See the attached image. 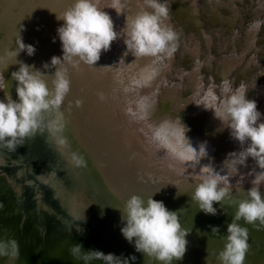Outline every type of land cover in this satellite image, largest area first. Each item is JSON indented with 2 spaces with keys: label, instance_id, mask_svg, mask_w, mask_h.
Wrapping results in <instances>:
<instances>
[{
  "label": "bare ground",
  "instance_id": "obj_1",
  "mask_svg": "<svg viewBox=\"0 0 264 264\" xmlns=\"http://www.w3.org/2000/svg\"><path fill=\"white\" fill-rule=\"evenodd\" d=\"M5 1L0 0V6ZM35 1H23L20 8L23 7L24 10L20 11L21 13L17 12L16 16L19 20L23 18L26 25L20 32H18L19 30L13 31L14 37L9 34L12 42L6 41L4 46H0V57H3V60H0V73H2L5 82L9 84L7 90L14 100L17 99L15 93L16 82L11 80V73L18 70L19 65L15 64V57L9 56V52L17 47L18 33L22 37L23 43L33 45L36 50L42 48L39 45L46 44V42L36 43L45 38L46 35H44V25L41 26V24L34 22L41 16L30 13L32 8H36L34 7ZM245 1L211 0L210 2L215 18L221 23L227 22L231 24L230 29L227 31V37L223 38V43H220L217 48V52L221 54L219 56L222 57V60H219V67L221 66L223 71L219 80L221 83L223 80L232 82L230 75L228 76L231 69L240 68L244 64L249 65V68H251L258 64V52L262 42L264 43V23L261 24L258 32L251 25L254 21H264V0H257L255 8H253L254 0H250L253 2L252 6L246 9L243 5ZM56 2H58L59 7L51 17L49 24L51 28L56 26L55 20H52L56 17H61L65 11L73 6L75 0H57ZM161 2H164V0H161ZM124 3V13L117 15L115 10L108 8L111 0H98V6L112 19L114 30L119 34L118 38L111 43L108 51L101 52L100 59L95 65L85 66L81 62L82 68H87L89 73L84 69L82 76H78V78H71V65L67 62L58 65L57 68L67 69V76L70 81L69 92L66 94L59 109L43 113L37 133L34 136L25 138L22 142H18L20 144L16 146L14 151H10L6 145L0 144V202L6 205L3 208V212L8 207H14L17 209V212H15L18 213L17 217H22L26 220L24 224L29 223L30 225L34 223L37 228H42L44 237L41 240L44 245L52 244L56 238V241L58 240L59 244L63 245L64 250L67 251L75 244L83 245L84 243L95 241L93 245L97 247L96 250L105 252L106 249H110L111 253L122 258L133 256L137 252H135L133 244L128 243L120 232L123 223L118 210L120 208L117 204L119 200L111 196L112 194L119 195L117 188L111 181L110 170H107L99 160L100 147L98 145L93 146L92 150L89 149L87 154L84 151L80 136L90 132L86 131L84 125L75 127L73 122V115L77 116V114L72 109H76L77 113H80L78 119L83 118V115L86 117L88 114L91 115L89 109H83L82 107V105L90 107L89 104L92 102L89 98L91 84L87 80L89 79L87 78L88 76L92 78L94 87L99 85V89H95L94 95L98 97L106 94L108 99L106 103H109L113 108L115 104L119 103V111H122L121 106H124L127 102L128 105L134 106L133 110H135L137 101L142 97H146L151 104L148 119L144 121L147 129H149V124L158 125L164 120L173 122L179 120L176 115L172 118L168 111H176V113L184 111L183 113L187 115L185 118L189 121L190 129L186 135L190 138L193 146L206 142L208 156L196 166L199 169L203 165L211 163L217 171H221L222 167L227 170L226 165H222L227 154L238 152L247 146V144L242 146L231 138L229 129L223 122L214 117L211 110H205L203 106L195 105L200 98L198 93L206 91L213 84L216 86L215 91L217 94H221V83L218 84L215 77H209L210 80H208L207 87L203 84L202 67L207 70L212 68L211 71H213L214 62L218 59V55L213 52L212 47L214 33H209L204 28L197 0H168L170 10L175 6L179 17L185 16V18L180 20L181 23H184L187 18H193L199 33H197V36L194 34L196 46L193 47L190 43L185 48L186 54H188L187 59L193 60L192 63L194 65L190 70L188 68H179L175 72L177 78L182 79L189 87L188 93L191 90L192 94L184 101L181 100L175 92V90H179L181 83L174 82L172 84L174 90L164 95L165 99L164 103H161L163 107H160V111H158L157 94L160 92L159 87L167 88L169 86L164 72L172 68L169 64L164 65V60L170 61L172 56L170 58L165 57L162 61H157L153 57H135L130 52L124 55L126 52V46L123 42L124 28H126L131 17H134L145 8L143 0H124ZM148 10L151 11V9ZM224 10H228L232 16H226ZM240 11L251 17L245 36V46L239 52L235 47L237 41H242V34L234 29L232 22L235 16L238 17L240 15ZM27 15H29V22H25ZM165 23L172 29L175 27L170 17ZM50 27L48 26L46 30ZM57 29L56 26V31ZM33 31H40L41 34L35 35ZM217 34L220 38V33L215 31V35ZM200 38H202V41ZM53 43L57 45L58 41L57 43L51 41L50 46ZM203 43L205 44L204 51L202 49ZM55 45L49 47V51L52 49L55 55H51L46 60H38L37 56L34 58L33 56L38 54L36 50L32 56L21 52L16 58L26 64L34 65L36 69L46 74L43 79L50 89L53 87L52 81L55 67L45 69L43 64L50 63L53 56H62L60 43L57 47ZM225 62L230 65L227 64L225 66L223 64ZM6 65L9 66L6 68ZM227 67L230 68L227 69ZM262 73V69H260L257 75H261L260 77L263 78L264 74ZM84 77L87 84L83 86L80 83H82L81 78ZM240 83L242 82L239 81ZM246 83L243 80L242 84L246 88L253 84L251 87L258 88L253 100L257 104V109H264V82L262 81L259 85L254 82L250 85ZM4 95V91H0V100L4 99ZM122 96L128 100L126 102L119 100ZM95 102H93L90 109L95 108ZM172 106H176L178 109H171ZM95 112L97 111L95 110ZM68 113H73V115ZM113 113L114 111L106 114L111 117ZM56 114L59 118H57ZM188 116L189 119L187 118ZM128 117L125 118L129 119ZM87 118L91 119L92 117ZM58 120L60 121L58 122ZM61 122L67 128L63 137L60 136L57 125ZM181 122L183 123V121ZM192 126L195 128H190ZM67 138L71 142L68 145H66ZM59 139H63L65 144L59 145L57 143ZM72 156L82 157L85 162L84 165H75L72 162ZM256 171H260V169L257 168L253 160L248 159L246 166L240 167L237 175H250L249 173L254 175ZM223 174H225L224 171H221V175ZM40 178H44V183L40 181ZM64 187L66 189H63ZM73 197H76L74 206L69 202ZM78 204L79 206H77ZM68 209H71V212ZM81 238L84 240H80ZM36 242H38L37 239ZM105 245L109 246L105 249ZM130 263H135V261H130Z\"/></svg>",
  "mask_w": 264,
  "mask_h": 264
},
{
  "label": "clouds",
  "instance_id": "obj_2",
  "mask_svg": "<svg viewBox=\"0 0 264 264\" xmlns=\"http://www.w3.org/2000/svg\"><path fill=\"white\" fill-rule=\"evenodd\" d=\"M143 3L145 8L131 17L124 28V55L130 52L135 57H153L157 61L170 58L177 40V33L165 23L169 19L170 4L168 0H143ZM108 8L120 15L124 13V0H111ZM57 19L63 21L57 29L62 56H53L50 63L43 64L45 69L55 67L51 89L43 79L46 74L34 65L16 59L21 52L32 56L36 50L33 45L23 43L19 33L17 47L9 52V56L15 57V64L19 65L18 70L11 73V80L16 82V100L7 90L9 84L0 73V91L5 93L4 99L0 100V144L6 145L10 151L15 150L20 144L18 142L34 136L40 128L42 114L58 110L69 92L67 69L57 66L65 62L74 66L80 62L93 66L100 59L101 52L108 51L119 36L110 16L98 6V0H75L73 6ZM262 23L264 21H254L251 27L258 32ZM215 88L213 84L206 91L198 93L200 98L195 105L211 110L214 117L229 129L230 137L240 145L247 146L227 154L222 162L227 169L222 167L223 175L211 163L203 165L200 183L193 192L192 200L198 203L199 209L205 214L216 215L213 204L231 195L230 178L238 174L240 167L246 166L249 158L255 162L260 171L254 173L252 187L246 191L247 198L238 202L234 217L227 225V235L222 237L225 241L223 250L217 257L220 264H244L249 247L248 230L238 222L243 220L253 225L258 222L260 227H264V197L260 192V186L264 185V122L258 123L261 113L257 110L256 102L247 98L244 84L234 89L231 81L223 80L219 95ZM150 108L148 99L142 97L137 101L135 110L129 109V113L136 121H147ZM148 128L150 134L146 135L149 142L158 149L166 150L181 164L196 167L208 156L206 142L194 147L186 135L190 129L180 118L175 122L164 120L158 125L149 124ZM57 143L64 145L65 141L59 139ZM71 159L77 166L85 163L82 157L72 156ZM118 210L123 223L120 232L128 243L133 244L136 252L161 264H172L174 260L183 258L188 231L179 222L177 212L169 211L162 201L150 197L145 203L135 195ZM212 231L218 233L219 229L213 227ZM70 254L85 264L94 260L102 261L103 264H129V261H135V256L122 258L98 250L84 251L82 244H75ZM0 256L18 258V242L14 239L0 240Z\"/></svg>",
  "mask_w": 264,
  "mask_h": 264
},
{
  "label": "water",
  "instance_id": "obj_3",
  "mask_svg": "<svg viewBox=\"0 0 264 264\" xmlns=\"http://www.w3.org/2000/svg\"><path fill=\"white\" fill-rule=\"evenodd\" d=\"M23 1L6 0L0 6V46H4L6 41H11L10 35L15 36L13 31L19 30L18 32H20L26 25L23 18L19 20L16 16L17 12L24 10L23 7L20 8ZM56 1L36 0L34 4L36 8H32L30 12L41 16L34 22L45 27V38L36 42L38 44L46 42L45 45H39L42 48L36 50L38 60H46L51 55H55L52 49L49 51L51 41L56 43L58 41L57 45L59 43L61 45L56 26L51 28L49 25L51 17L59 7ZM28 16L25 18V22H29ZM48 26L50 28L46 30ZM33 33L41 34L40 31H33ZM57 57H61V55H57ZM80 66L82 65L80 64ZM91 84L94 83L91 82ZM106 96L103 94L96 97L94 109L98 113L94 110L95 115L92 119L83 115L84 119L81 120L78 119V116L73 115L74 112L68 114L73 115L75 127H80L84 122H87L91 128V134L80 136L87 154L89 149L92 150V147L96 145V142L99 143L101 149L99 160L107 170H110L111 181L119 194H116L118 197L115 194L111 196L119 200L117 204L121 209L127 199L135 195L141 197L145 203L150 197L162 201L169 211L177 212L179 222L188 231V235L185 237L188 243L183 258L174 260L172 264H220L217 257L224 247L225 241L222 237L227 235V225L234 217L238 202L247 198L246 191L252 187L251 181L254 175L245 174L231 177L230 197H226L220 203L213 204L217 210L216 215L205 214L199 209L198 203L192 200L193 192L200 183L201 169L181 164L166 150L158 149L150 143L146 135V133L150 134L149 129L144 121H136L129 115V109H133L134 106L128 105L127 102L121 106L122 111H119V103L115 104L114 108L111 107L109 103H106L108 102ZM119 100L126 102L128 99L122 96ZM82 107L90 109L83 105ZM113 111L111 117L106 114ZM57 118L59 117L57 116ZM61 123L57 125L59 134L63 137L67 128ZM66 143V145L71 143L69 138ZM43 179L40 178V181L44 183ZM260 192L264 197V185L260 186ZM75 199L76 197H73L69 200L72 206L75 205ZM0 204L4 205L1 202ZM4 207L6 205L0 207V240H16L19 244V256L15 259L0 256V264H85L83 260L74 258L70 254V250H64L63 245L59 244L56 238L52 244L44 245L41 240L44 237L42 228H37L34 223L24 224L26 220L17 217L16 208L8 207L3 212ZM68 211L71 212V209ZM238 223L248 230L247 243L249 247L245 254L244 264H264V227H260L258 222L256 225L247 224L243 220ZM213 227L219 229L218 233L212 231ZM94 243L95 241L84 243L83 250L88 251L89 248L96 250L97 247L93 245ZM107 246L109 245H105V249ZM104 253H111V250L106 249ZM133 256H135V263L129 261V264H161V262L139 252L134 253ZM89 264H103V262L94 260Z\"/></svg>",
  "mask_w": 264,
  "mask_h": 264
},
{
  "label": "rangeland",
  "instance_id": "obj_4",
  "mask_svg": "<svg viewBox=\"0 0 264 264\" xmlns=\"http://www.w3.org/2000/svg\"><path fill=\"white\" fill-rule=\"evenodd\" d=\"M256 1L257 0H254L253 8H255L257 6ZM210 2H211V0H197L199 12H200V17H201V20L203 21L204 28L209 33H214L213 34L214 37H213V41H212V47H213V52L218 55L217 56L218 59L216 60V62H214V67H213L214 70L213 71H211L212 68L207 70L204 67H202V65H201V67L203 69L201 71V73L203 75V84L206 87L208 86V80H210L211 76L215 77V80L218 84L221 83L219 80L221 79L220 76L223 73V71L221 70L222 67L221 66L219 67V60H222V57L219 56L220 53L217 52L218 51L217 48H218L220 43H223V38L227 37V34H228L227 31L230 29V26H231V24H229L227 22L221 23L219 20H217L215 18V15H214L213 11L211 10ZM252 3L253 2H251L250 0H246L243 3L244 8L246 9V8L251 7ZM239 4L241 5V3H239ZM224 13L226 16L231 15L228 10H224ZM243 16H244V18H242ZM169 17L172 20V23H174V25H175V27L173 29L177 33V40L175 42L176 48H175V51L173 52L171 60L170 61H168L167 59L164 60V65L169 64L172 66V68H170L168 71L164 72V75L169 82V86L167 88L166 87H163V88L159 87L160 92H158L157 98H156L157 104L159 107L158 111H160V107H163L161 105V103H164V99H165L164 95L166 93H168V92L170 93L174 90V88H172V86H173L172 84L174 82L177 81L178 83H181L179 85V90H175V92L177 93L178 97L181 98V100L184 101L188 96H190L192 94L191 90L188 93L189 87L187 86V84L184 83V81L182 79L177 78L175 72L179 68H185V69L188 68L190 70L191 67L194 65V63H192L193 60L187 59L188 54H186L185 48H187V45L190 43L193 47L196 46V43H195L196 40H194V39H196V37L194 36V34L197 36L198 35L197 33H199V32H198V29H197L196 24H195L196 22H195V20L193 21V18H187V20L184 23H181L180 20L182 18H185V16L180 18L175 6H173L171 8L170 13H169ZM250 17H251L250 15H245L244 13H242L240 11V15L238 17L235 16V18L232 22L234 29L238 30V32L242 34V41L241 42L237 41L236 47H235L239 52L242 51L244 46H245V36L247 34V29L249 28V25H250V23H249ZM54 20H55L57 28H59L63 24V21L58 20L57 17L54 18L52 21H54ZM215 31H218L220 33V35H221L220 38L218 37L219 36L218 34L215 35ZM200 39L202 41V38H200ZM185 45H186V47H185ZM55 46L57 47V45H55ZM202 47H203L202 49L204 51V48H205L204 43L202 44ZM260 47L261 48L259 49V52H258V64H256L255 67L252 66L251 68H249V65L244 64L240 68L237 67V68L231 69V71L228 73V76L230 75V79L232 80V85H233L234 89H235V87H237L238 85L241 84V83L239 84V81H241L243 83V80L247 82L246 83L247 85H250L253 82L255 84L259 85V84H261L262 81L264 82V76L262 78V77H260L261 75L260 76L257 75L258 72L260 71V69H262V72H263L262 74H264V43L263 42H262V46H260ZM36 56L37 55H35L33 57L35 58ZM203 58L204 57L202 55V59ZM80 63L77 66H74L73 64L68 63L69 65H71V74H72L71 78L72 77L78 78V76H82V72L84 71V69L86 70V72L88 71L87 68H82L83 66H80ZM245 63H247V62H245ZM223 64L225 66H227V64H229V63L225 62ZM85 66H88V65L85 64ZM230 67H227V69ZM87 78H89V79H87L88 81H90L89 84H91V82L94 83L92 81L91 77L88 76ZM84 79H85V77L81 78L82 83H80L83 86L85 84H87V82ZM253 85H251V86H253ZM98 86L94 87V84L90 85V90H89L90 97L89 98L92 101L89 104L90 107L93 104V102L97 101L96 100L97 96H94V94H95V89H99ZM251 86H249L247 88V98L250 100H253L254 96L256 95V93L258 91V88L257 87H251ZM218 90H219V88H218ZM79 92L81 93V91H79ZM85 103H87V102L85 101ZM171 109H178V108L176 106H172ZM72 110L76 112L77 116L80 115L79 112L77 113L76 109H72ZM89 110H90L92 116L90 114H88L87 117L91 118L95 115V113H94L95 109L93 108V109H89ZM257 110L261 113V116L264 115V109H257ZM183 112L180 111L179 113L178 112L176 113V111H173V112L168 111L169 115L172 118L176 115L178 117V119L180 118V120L183 121V124H185L189 128V125H188L189 121H187V119L185 118L187 115ZM187 118L189 119V116ZM81 120H82V118H81ZM261 122H264V116H263V118H261L258 121V123H261ZM83 125L86 127L85 128L86 131L92 133L91 128L87 122H84ZM190 128H195V127L192 126ZM197 131H199V130H197ZM200 132H202V131L200 130ZM198 136H199V138H201L200 135H198ZM97 145L99 146L98 142H96V146ZM249 159L252 160L251 158H249Z\"/></svg>",
  "mask_w": 264,
  "mask_h": 264
}]
</instances>
